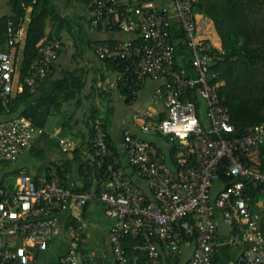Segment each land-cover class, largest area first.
Instances as JSON below:
<instances>
[{
    "label": "built area",
    "instance_id": "obj_1",
    "mask_svg": "<svg viewBox=\"0 0 264 264\" xmlns=\"http://www.w3.org/2000/svg\"><path fill=\"white\" fill-rule=\"evenodd\" d=\"M173 2L194 75L177 68L172 15L165 7L159 8L153 0H88L93 27L137 34L114 45L95 46L99 59L116 61L119 66L107 87L120 94L123 89L136 94L148 80L160 81L156 98L164 100L167 115L156 120L146 110L136 118L143 131L161 133L177 144V164L172 166L158 144L126 131L129 161L142 180L139 182L117 163L106 130L100 122L95 123V153L100 162L110 159L105 187L98 197L113 221V253L118 264H129L124 240L131 234L143 240L147 264H161L162 255L179 260L187 242L195 245L187 264H228L216 256L222 246L239 249L234 264H264L262 216L243 195L247 184L264 194V167L251 158L264 140V122L237 132L220 92L224 82L213 68L221 58L219 50L211 38L199 34L195 9L200 0ZM9 34L10 46L24 39L22 27L16 31L10 27ZM38 47L31 74L22 81L31 91L51 73L62 45L57 36L50 35ZM19 81L12 53L0 49V95L12 94ZM196 87L197 95L192 98L203 101L205 109L195 100H185L187 89ZM42 131L25 115L0 119V165L21 156ZM60 145L70 151L76 141L62 137ZM219 165L227 175L237 178L217 200L224 208L222 212H217L210 197V188L220 177ZM95 197L93 190L74 192L54 165L38 180L21 172L13 189L0 181V264H30L59 233L61 212L74 202L84 206ZM222 219L227 225L224 230H220ZM81 238L79 227L61 258L62 264H81Z\"/></svg>",
    "mask_w": 264,
    "mask_h": 264
},
{
    "label": "trees",
    "instance_id": "obj_2",
    "mask_svg": "<svg viewBox=\"0 0 264 264\" xmlns=\"http://www.w3.org/2000/svg\"><path fill=\"white\" fill-rule=\"evenodd\" d=\"M70 1L84 2L88 6V0ZM9 6L10 13L0 17V45L6 42L8 43L10 38V27L15 31L19 30L29 16L27 34L23 46V59L20 65V79L22 81L26 76L31 74L32 65L38 56V43L46 36L50 35L57 36L61 41L62 48L58 57L52 63V71L45 81L38 82L36 91H31L30 87L25 85L22 92L14 95H0V115L2 113L25 115L30 117L36 125L43 129L48 116L52 112V108L54 109L56 106L60 107L64 102H68L76 96L81 95L87 85V73L81 68L65 69L61 77L51 78L54 73L55 64L64 53L66 45L68 44L63 40V32L67 31L74 37L75 46L77 47L78 42L76 36L79 37L80 35V39L84 37L86 31L84 26L85 23L81 21V19H83L82 17L66 14L58 0H9ZM29 8H31V11H28ZM196 10L199 13H203L208 19L214 22L215 28L221 37L223 43L222 49L219 50L221 58L215 61L213 68L216 69L219 73V78L224 82L220 87V92L225 97L226 104L230 110L231 121L235 125L237 132H241L249 126L261 124L264 122V0H200L199 4L196 6ZM87 20L92 24L91 18ZM10 22H12L11 25ZM87 41V44L91 45V40L88 39ZM19 44L20 43H16L15 45ZM98 44L99 43L96 45ZM101 44L114 45L108 42ZM95 46L93 47L94 50ZM82 48L83 47L79 49L76 48L77 51L72 56L74 63L83 55ZM100 60L106 62L108 66H112L115 70L119 68L116 61ZM41 88L42 95L37 103L31 108L28 107L20 110L22 104L37 91H41ZM121 93L126 100H131L135 96V93L130 89H123ZM193 95H197V87L187 89L185 100H195L200 107L201 101L197 97L193 99ZM43 106L45 108H43ZM114 110V107H109L108 110H106L105 116L100 117L101 110L96 106L93 115L88 119L94 159L84 160L82 153L79 152L78 149L75 150L77 153L75 164H77L79 168L78 172L81 176L82 186L73 188V190L79 193L92 192L93 190L95 195H97L94 199L98 200H100L98 196L105 187L107 180L105 168L109 164L110 159L105 158L103 160L104 162H100V158L95 153L93 137L95 130L94 125L96 122H100L102 127L106 130L108 141L111 142L112 148L118 156L117 163L126 169L129 176L134 175L130 173L127 167L122 163L120 153L109 131L108 121ZM126 131L128 130L123 131L122 138L127 162L135 173L134 166L129 161L125 144L124 136ZM131 133L135 136L140 135L133 132ZM42 134H45L44 129L41 135ZM157 134L160 135L161 133ZM140 136L158 144L152 139L142 135ZM55 142H58L60 145V139ZM169 142L170 148L167 152L168 163L172 166H176L175 153L177 152V144L174 141L169 140ZM258 149L260 152L258 163L264 167V140ZM55 165H57V163ZM56 167L59 170L63 182L67 186L72 187L62 167L60 165ZM218 172L220 177L215 181L213 187L210 188V197L217 212H222L224 208L218 206L217 200L220 194L236 181L237 178L227 175L226 170L221 165L218 167ZM132 177L136 179V176ZM245 180L247 181V179ZM6 182L8 181L5 180L1 183L5 185ZM217 185H219L217 188L218 193L216 196H213V189ZM260 194V189L256 188L253 184H247V188L243 193L254 209L257 207ZM88 203L84 206H87ZM263 210L264 209H262L261 212ZM71 224L74 231L79 227L81 228L83 238L84 229L80 226L79 222L72 220ZM226 227L227 225L222 219L220 230H224ZM261 227L264 230V213L261 219ZM142 241L143 240L139 237H134L131 234L125 237L124 247L129 259V264H147L148 257L146 251L142 247ZM219 253L220 251L216 253V256L218 259H222L223 257H221ZM163 257L165 256L162 255V258ZM166 259L173 264L177 262V260L173 261L171 258L166 257Z\"/></svg>",
    "mask_w": 264,
    "mask_h": 264
},
{
    "label": "crops",
    "instance_id": "obj_3",
    "mask_svg": "<svg viewBox=\"0 0 264 264\" xmlns=\"http://www.w3.org/2000/svg\"><path fill=\"white\" fill-rule=\"evenodd\" d=\"M153 2L159 8L165 7L172 15L173 35L177 44L176 62L179 70L184 74H195L191 65V53L181 39L180 23L178 17L175 15L173 0H153ZM65 6L74 9L73 14H71L72 16L82 17L84 19H81V21L85 23V28H89L90 30L88 32L90 33L91 45H87L81 49L83 55L81 58H78L76 63L71 61V56L63 60L66 55V50H64V53L55 64L54 73L51 78L61 77L65 69L81 68L87 73V85L81 95L76 96L68 102H64L60 107L56 106L54 109L52 108V112L43 126L45 134L35 137L25 149L24 153L15 159L17 161L21 159L20 163H17V167H12L10 161L0 165V181H8L4 186L9 189L14 188L16 178L21 172H27L38 180L40 177L47 175L52 165H60L62 167L63 172L68 177L69 184L73 188L82 186L81 176L78 172L79 168L78 165L75 164V159L77 157L75 150L78 149L79 152L82 153L84 160L94 159L88 119L93 115L96 106L101 110L100 117L105 116L106 110H108L109 107L115 108L108 121L109 131L120 153L122 163L127 167L130 173L134 174L132 176H136V174L127 162L122 138L123 131L129 130L152 139L157 142L165 152H168L170 148V142L167 137L161 134L143 132L136 118L138 113L146 110L152 112L156 120L164 118L167 115L164 100L156 98V90L160 88L161 82L157 80H148L131 100H126L119 92L107 88V82L113 76L115 68L101 61L96 56L93 48L97 43L101 44L108 42L115 44L121 40L133 39L137 34L126 33L119 29L93 27L87 20L91 18V12L84 2L65 0ZM78 8L80 9L78 10ZM28 11H31V8H29ZM195 12L198 19L200 36L211 38L216 48L221 50L223 43L215 28L214 22L208 19L203 13L197 12L196 9ZM9 13V0H0V17ZM28 21L29 16L22 26L24 30V39L18 42L20 43L19 45L10 46L7 42L0 45V49L8 50L12 53L18 75L20 74V65L23 59V46L27 34ZM67 45H69L68 48L71 47L70 44ZM22 84L23 82L21 79L15 84L13 95L23 91L24 87ZM41 95L42 88L41 91H37L32 97L25 101L20 110L28 107L31 108L41 98ZM201 105L202 107L204 106L203 109H205L203 101H201ZM43 108L45 107L43 106ZM16 115V113H2L0 119H6ZM62 137H69L76 141V147L73 150L64 151L61 145L55 142ZM251 158L259 162V149L251 153ZM15 160L12 161L14 162ZM54 163H57V165ZM136 179L142 182L137 176ZM61 219L62 223L59 233L49 242V246L46 250L38 251L35 259H33L30 264H62L61 258L69 250L72 241V234L74 232L71 224L72 220L79 222L80 226L84 229L83 238L80 243L81 264H118L110 242V228L113 221L107 215L105 207L100 200L93 199L84 207L78 206L74 202L69 209L61 212ZM194 248L195 245L193 242L184 243L183 257L177 260L175 264H187L193 255ZM238 253V248L222 246L219 254L228 264H234V260ZM161 264L173 263L169 262L166 257H163Z\"/></svg>",
    "mask_w": 264,
    "mask_h": 264
},
{
    "label": "rangeland",
    "instance_id": "obj_4",
    "mask_svg": "<svg viewBox=\"0 0 264 264\" xmlns=\"http://www.w3.org/2000/svg\"><path fill=\"white\" fill-rule=\"evenodd\" d=\"M58 2L61 4L62 9H64L63 11L69 15L73 14L74 9L71 7H67L65 6V0H58ZM81 6V5H80ZM76 9V8H75ZM80 8H78L79 10ZM72 16V15H71ZM23 30V28H22ZM24 31V30H23ZM90 31L89 28L86 29L85 33H84V37L82 39H80V35L79 37L76 36L77 38V49L81 48V47H86L87 44V40L90 39V33L88 32ZM63 40L70 44L71 47L68 48L69 45L66 46L65 50H66V55L64 56V59H68L70 56L71 61L74 62V60L72 59V56L74 55V53L77 51L76 46H75V39L74 37L67 31L63 32ZM21 159L19 161L15 160L10 161L12 164V167H17V163H20ZM219 187V185H217L214 189H213V196L217 195V188ZM215 198V197H214ZM256 209H258V211H260L261 215L263 216L264 210L261 212L262 209H264V194H260L259 195V199L257 201V207ZM261 209V210H260Z\"/></svg>",
    "mask_w": 264,
    "mask_h": 264
}]
</instances>
